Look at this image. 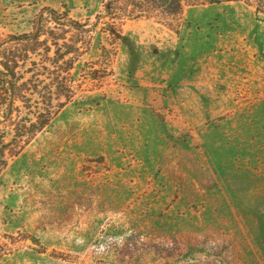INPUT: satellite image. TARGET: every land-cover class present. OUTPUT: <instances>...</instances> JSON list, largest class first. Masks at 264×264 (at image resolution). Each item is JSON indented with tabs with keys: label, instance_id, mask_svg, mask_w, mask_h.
Wrapping results in <instances>:
<instances>
[{
	"label": "rangeland",
	"instance_id": "rangeland-1",
	"mask_svg": "<svg viewBox=\"0 0 264 264\" xmlns=\"http://www.w3.org/2000/svg\"><path fill=\"white\" fill-rule=\"evenodd\" d=\"M132 4L0 0V39L56 12L80 47L70 101L0 172V264H264V13Z\"/></svg>",
	"mask_w": 264,
	"mask_h": 264
},
{
	"label": "trees",
	"instance_id": "trees-1",
	"mask_svg": "<svg viewBox=\"0 0 264 264\" xmlns=\"http://www.w3.org/2000/svg\"><path fill=\"white\" fill-rule=\"evenodd\" d=\"M201 1L220 3L232 0ZM243 1L264 13V0ZM132 2L130 17L149 18L159 12L163 16H177L183 10V0ZM53 13L57 15L53 18L56 25L64 26L63 16ZM53 19L42 17L33 31L0 39V172L70 101L73 92L70 71L75 63L74 53L80 47L75 42H65L63 34L54 32L47 24ZM69 24L76 29L82 27L75 20H69ZM55 99H58L56 105ZM5 249L0 246V260L6 254Z\"/></svg>",
	"mask_w": 264,
	"mask_h": 264
}]
</instances>
